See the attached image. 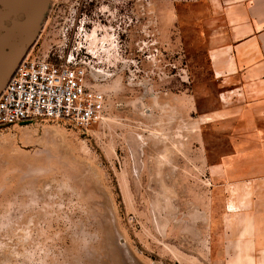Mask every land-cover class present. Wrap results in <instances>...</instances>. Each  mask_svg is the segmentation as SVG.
I'll return each mask as SVG.
<instances>
[{
	"label": "rangeland",
	"instance_id": "rangeland-1",
	"mask_svg": "<svg viewBox=\"0 0 264 264\" xmlns=\"http://www.w3.org/2000/svg\"><path fill=\"white\" fill-rule=\"evenodd\" d=\"M222 25L218 0L50 1L28 52H79L106 110L0 127V264H264L231 243L246 140L209 48Z\"/></svg>",
	"mask_w": 264,
	"mask_h": 264
},
{
	"label": "crops",
	"instance_id": "crops-1",
	"mask_svg": "<svg viewBox=\"0 0 264 264\" xmlns=\"http://www.w3.org/2000/svg\"><path fill=\"white\" fill-rule=\"evenodd\" d=\"M224 25L210 39L215 71L235 81V138L245 139L229 158L231 243L264 246V0H218ZM233 132V131H232Z\"/></svg>",
	"mask_w": 264,
	"mask_h": 264
},
{
	"label": "built area",
	"instance_id": "built-area-1",
	"mask_svg": "<svg viewBox=\"0 0 264 264\" xmlns=\"http://www.w3.org/2000/svg\"><path fill=\"white\" fill-rule=\"evenodd\" d=\"M81 56L27 52L0 93V127L45 119L88 129L100 122L106 95Z\"/></svg>",
	"mask_w": 264,
	"mask_h": 264
},
{
	"label": "water",
	"instance_id": "water-1",
	"mask_svg": "<svg viewBox=\"0 0 264 264\" xmlns=\"http://www.w3.org/2000/svg\"><path fill=\"white\" fill-rule=\"evenodd\" d=\"M51 0H0V93L27 54Z\"/></svg>",
	"mask_w": 264,
	"mask_h": 264
}]
</instances>
